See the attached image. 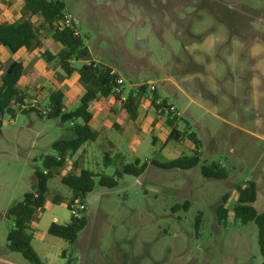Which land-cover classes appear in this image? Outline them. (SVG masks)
Masks as SVG:
<instances>
[{
    "label": "rangeland",
    "instance_id": "374dc122",
    "mask_svg": "<svg viewBox=\"0 0 264 264\" xmlns=\"http://www.w3.org/2000/svg\"><path fill=\"white\" fill-rule=\"evenodd\" d=\"M14 1L22 12L24 0ZM14 1L0 0V5L8 10ZM65 3L86 38L91 59L122 74L127 89L130 84L148 85L154 81L159 93L178 105L174 104L189 124V131L200 140L201 161L191 169H163L149 164L140 176L122 175L114 188L99 184L101 175L112 176L123 164L138 159L142 163L153 159L166 161L183 153L191 154L184 144L186 137L182 143L167 141L175 147L172 153L166 151L163 144L169 132L166 123L159 126L157 140L154 139L151 125L154 111L147 100L148 110L139 124L133 125L128 118L134 132L126 130L122 134L117 153L109 151L106 142L100 147L91 142L88 153L75 154L54 174L49 180L47 209L37 214L41 216L38 230L45 231L54 216L62 224L70 220V190L61 178L84 168L95 174L96 186L85 200L88 224L78 240L90 236L84 239H91L89 247L110 248L108 253L97 256L100 264H262L256 223L241 224L231 213L226 223L219 224L216 208L228 193L226 205L232 210L237 203V186L254 181L257 184L254 206L259 213L264 211L261 102L264 77L259 73L264 70L261 23L264 0H65ZM32 20L36 25L42 22L36 16ZM257 32L263 33L261 58L252 57ZM50 34L45 25L39 31V40L47 42ZM9 54L17 60L11 51ZM0 63L4 65L3 60ZM47 63L50 72L58 65L57 60ZM76 66L83 63L76 62ZM56 75L57 79L67 78L61 68ZM43 80L38 77V81ZM74 82L85 90L76 75ZM152 94L148 89L147 99L151 100ZM75 107L77 104L71 105ZM34 108L45 107L38 102ZM42 115L19 109L15 116L3 117L0 245L7 242L4 230L13 227L7 209L34 189L35 170H44L43 158L55 154L52 143L72 134L69 122ZM119 121L124 122L120 118ZM185 121L183 131L187 128ZM121 133L122 130L113 128L108 137L115 142ZM131 138L141 144L135 151L130 148ZM106 153L110 162L105 160ZM212 162L220 163L228 177H204L201 165ZM57 194L63 199L54 203ZM186 202L189 205L184 207ZM176 205L179 207L174 209ZM199 215L200 229L196 225ZM48 237L56 240L53 252L59 251L60 243L66 244L56 236L48 234ZM76 247L79 244L72 247L66 244L65 249L74 248L76 253ZM119 247L127 254L113 252ZM131 256L134 257L130 259ZM51 264H59L58 259L53 258Z\"/></svg>",
    "mask_w": 264,
    "mask_h": 264
},
{
    "label": "trees",
    "instance_id": "16d2710c",
    "mask_svg": "<svg viewBox=\"0 0 264 264\" xmlns=\"http://www.w3.org/2000/svg\"><path fill=\"white\" fill-rule=\"evenodd\" d=\"M67 11L65 0H24L22 17L14 22L4 21L1 17L0 8V46L7 47L12 53H16L21 48L32 49L42 45L39 40V31L45 25L50 28L54 41L62 47L57 54L45 51L42 55L48 61L57 60V63L64 72V76L71 77L74 73L79 74L81 82L85 86V92L79 100V104L72 110L65 108V94L60 89H52L49 94V101L45 108L49 112L44 117L53 119L61 118L63 122H69L72 134L68 138H63L52 143L55 154L46 155L43 158L44 170L36 169V182L34 189L24 194L22 200L12 204L6 211V215L13 221V227L7 235V247L13 252L20 253L29 264H45L33 247V232L31 225L37 214L44 210L47 202V194L50 191L49 180L55 173L63 168L66 162L76 154L84 144L94 142L98 138V132L91 127L93 113L90 110L91 103L99 98L114 96L116 85V74H112V68L107 65L95 64L90 61L91 53L86 38L82 34L75 35L74 27H59L55 23L62 18ZM39 17L42 22L36 25L32 18ZM86 60L89 63L81 67L73 65L74 61ZM0 71H3L0 83V127L3 124V117L6 114L15 116L20 106L28 98V93L18 86L24 74V65L21 61L10 60L5 65L0 63ZM148 95L147 84L141 85L137 89L129 92L127 101L121 103L117 96L115 99L122 104V111L132 120L138 118L139 110L143 99ZM153 91L151 105L155 109L158 118H165L168 127L171 129L169 140L180 141L187 138L190 142L191 154H181L179 157L166 161L151 160L142 163L139 159L134 163L123 164L121 169H117L112 176L101 175L99 184L108 188H114L118 184V179L124 174L140 176L147 169L148 165H155L163 169H191L196 167L201 161L200 140L194 132L188 133L189 127L185 131L179 130V117L170 118L167 112V99H162ZM23 112L41 111L36 108L21 110ZM43 116V115H42ZM109 153L105 154V160L110 162ZM119 155V154H118ZM117 156V154H116ZM120 156V155H119ZM109 163H107L108 165ZM201 173L206 178L225 179L228 177L227 170L217 162L204 163L201 165ZM95 174L87 169H81L79 173H69L61 178L62 184L70 190L71 197L87 199L95 186ZM237 203L232 210L226 205L229 194L223 196L222 203L216 208V215L219 224L227 222L229 215L234 214L241 224L255 222L258 227V243L264 264V211L259 213L254 203L257 199L256 182H248L237 186ZM63 198L56 195L54 202L58 203ZM189 205L188 202L184 207ZM176 205L174 209L178 208ZM88 218L84 215L81 218H71L67 224L52 223L48 229L50 235L59 237L69 243H73L78 234L87 226ZM197 228L201 226V216L197 219ZM63 257L65 252L62 253ZM71 264V260L67 261Z\"/></svg>",
    "mask_w": 264,
    "mask_h": 264
},
{
    "label": "crops",
    "instance_id": "0c3cea01",
    "mask_svg": "<svg viewBox=\"0 0 264 264\" xmlns=\"http://www.w3.org/2000/svg\"><path fill=\"white\" fill-rule=\"evenodd\" d=\"M15 3L16 2L14 1L12 6L8 10H4L2 5H0V8L2 10L1 17L4 21H6V18H8L7 22H14V21H16L22 17L23 11L21 12L20 7H18L17 4H15ZM261 23L264 24V18H263ZM256 34H258V35L254 39L252 57L257 56V57L261 58L263 54H262V45L260 42H261V38L263 36V33L257 32ZM50 36H51V34H50ZM42 40L41 41L43 42L42 43L43 47H35L32 49H28V48L24 47V48H21L16 53H13L16 55L17 61H21L24 65V74H23L22 78L20 79L18 86L21 90L28 93V98L26 100H30V101L37 100L39 103H41V106H43V107H46L48 104L50 91L52 89H60L65 94V108H66V110H68V111L72 110L73 108H71V105L77 104V106H78L79 100L85 92V90L84 91L80 90L79 86L76 85L74 82L75 75L77 77V80L80 79L79 74L74 73L71 77L57 79L58 77L56 74L58 73V70L61 67L57 63L58 64L57 67H54L52 69V72H50L48 70V68H49L48 63L44 59L42 54L45 51H50L53 54H57L61 50L62 46L58 42L54 41L52 36H51V39H49L47 42L44 39H42ZM9 53H10V50L7 47L2 46V45L0 46V62L3 60L4 65L10 60H16L12 56H10ZM91 60L95 61L97 64L98 63L103 64V62L97 61L94 58H92ZM53 61L55 62V60H53ZM76 62H81V63L85 64V63H89L90 61H86V60L74 61L73 62L74 66H76ZM109 67H111V66H109ZM111 68L117 75L124 77L122 74L117 72L113 67H111ZM259 73H261V76L264 77V70L259 71ZM2 74H3V71H0V83H1V79H2ZM38 77L44 78V80L38 81ZM152 82H154V81H152ZM176 86L179 89H182L181 86L179 85V83H177ZM126 90L128 92H130L131 90H133V88H131L129 86L127 89V85H126ZM155 91L159 95L160 99H167L171 103L177 105L168 96L161 95L158 91V86H156ZM175 96H178L177 93H175ZM147 100H148L149 105L151 106V109H153V111H154V115H153L151 125H152V131L154 134V139L157 140L156 130L159 129V126H162L163 123H166V119L157 117V113L151 105V100L147 99V97H145L143 99L140 110H139L138 118H137V120L132 121L122 111V104L119 103L115 99L114 96H110L106 99H104V98L96 99L90 105V110L93 113V118L91 120V127L94 130H96L99 134L97 140L92 142V143H94L95 145L100 147V146H104V142H106L107 145L110 147L109 151L112 152V150H113L114 152H116L118 150V142L121 141L120 137L122 136V134H124V132L126 130H130V131L134 132L132 124L129 125V123H128V118L132 121L133 125L139 124V120H140L141 116L146 115L144 113L148 110V103H146ZM261 100H263L261 102L264 106V97L261 98ZM146 104H147V106H146ZM143 105H145L146 107L144 106L145 108L143 107V110H141ZM177 108H179V107H177ZM109 118H113V120L110 122ZM119 118L123 119L124 122L119 121ZM179 119L180 120L178 121V127H179V130L183 131V123H184L185 119L183 116L180 117ZM4 123H6V122H4ZM186 124L189 127V124L187 122H186ZM166 126L169 130V132H168V136H169L171 129L168 127L167 123H166ZM113 128H116L118 130L123 131V133L120 134V136L117 138V141H115V142L110 140L108 137L112 133ZM153 129H155V130H153ZM108 130H110V131H108ZM160 130H162V128H160ZM191 132H193V131L190 130L188 133H191ZM132 135H134V138H135V136H136L135 133H133ZM168 136L163 141V144H166V146H165L166 151L169 153H172L175 146H172V145L169 146L170 145L169 143L171 141L168 140ZM183 141H184L183 139L180 140L181 143ZM177 142H179V141H177ZM90 143L91 142L84 144L82 146V148L76 154L79 153L80 155H83L84 152L88 153L87 148H88ZM137 143H138V141H137ZM137 143H136L135 139L131 138V142H130L131 151H135V149H137V146L141 145V144H139L140 142L138 144ZM184 144H185V147L188 148V150H191L190 142L187 138H186ZM161 150H165V149H161ZM87 153H86V155H87ZM118 153H120V152H118ZM82 169H84V168H82ZM70 195H71V193H69V196ZM69 199L70 198H68V201H69ZM47 206H48V202H46V205H45V208L43 211H45L47 209ZM43 211H41V212H43ZM41 212H39V213H41ZM71 218H72V216H71ZM71 218L68 222H66L64 224L71 222ZM40 219H41V216L40 217L38 216L33 221L32 225H31L33 236H34L32 243H33V247L35 248L36 252L42 258V260L44 261L45 264H51L53 258L58 259L59 264H67V261H70V260H71V264H100V261H99V259H97V256L98 255L100 256L104 253H108L110 251V248H107L104 246L89 247L90 245L92 246V244H90L88 242V241H91V239L90 240H84V239L90 238V236H87L86 238H82L81 240H83V241H81V240L79 241L78 240L79 234H78V237L76 238V240L73 243H69V242L62 239L64 241V243L69 245V247H72L75 244L76 245L79 244V248L76 247V253L74 252V248L70 249L71 251L67 250V249H65L66 244H61L60 242H59L60 243L59 251L55 250L53 252V248L54 249L57 248L56 247V240H53L54 238L48 237V234H49L48 229L52 223L45 228V231H40V230H38V224H39ZM52 222L62 224V223H60V219L58 216H54V218L52 219ZM4 232H5L6 238H7V235L9 232V227H7L6 230H4ZM37 244H38V246H37ZM122 248L123 247H119V248L113 250V252H118L119 254H123V253L127 254L126 250H124ZM63 252H65L64 257L62 255ZM133 257L134 256H131L130 259H132ZM61 259H62V262H61ZM0 264H29V263L20 253L13 252V251L9 250L7 247V242H6L5 244L3 243L0 245Z\"/></svg>",
    "mask_w": 264,
    "mask_h": 264
},
{
    "label": "built area",
    "instance_id": "2783aa9c",
    "mask_svg": "<svg viewBox=\"0 0 264 264\" xmlns=\"http://www.w3.org/2000/svg\"><path fill=\"white\" fill-rule=\"evenodd\" d=\"M76 22L77 20H76L75 15L71 11L67 10L64 16L56 21L55 25L59 27H74V25H76ZM80 34H81V31L79 29H76L75 35H80ZM96 64L97 63L95 62L94 65ZM112 74H116V73L112 71ZM115 82H116V85L114 87V96H117L121 103H125L127 101L128 94H129V92L126 90L127 81L124 77L116 74ZM129 86L131 88L135 87L137 89L141 85L137 86V85L130 84ZM147 86H149L148 89H150V91L156 90V85L154 82H150ZM161 101L162 99H159L157 100V103H160ZM27 102H31V104H27ZM37 103H38L37 100H34V101L25 100L24 104H22L19 109L25 110V109L34 108L37 106ZM166 106H167V112L170 115V118H173L175 116L180 118L182 116L180 110L170 101L166 103ZM40 110L44 116L47 115L49 112L48 108H41ZM68 206H69L70 214L74 218L83 217L87 210V205L85 201H82L80 198L72 199L69 202Z\"/></svg>",
    "mask_w": 264,
    "mask_h": 264
}]
</instances>
